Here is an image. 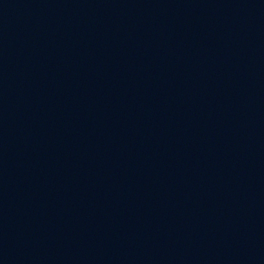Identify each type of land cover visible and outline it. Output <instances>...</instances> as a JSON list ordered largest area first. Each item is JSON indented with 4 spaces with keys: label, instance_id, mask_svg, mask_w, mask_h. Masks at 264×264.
Segmentation results:
<instances>
[{
    "label": "water",
    "instance_id": "95a60500",
    "mask_svg": "<svg viewBox=\"0 0 264 264\" xmlns=\"http://www.w3.org/2000/svg\"><path fill=\"white\" fill-rule=\"evenodd\" d=\"M0 264H264V0H0Z\"/></svg>",
    "mask_w": 264,
    "mask_h": 264
}]
</instances>
